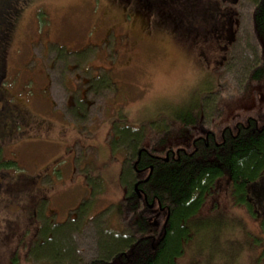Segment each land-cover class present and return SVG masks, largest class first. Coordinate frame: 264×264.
<instances>
[{"label":"rangeland","instance_id":"rangeland-1","mask_svg":"<svg viewBox=\"0 0 264 264\" xmlns=\"http://www.w3.org/2000/svg\"><path fill=\"white\" fill-rule=\"evenodd\" d=\"M254 7V0H0V103L10 96L30 113L29 126L0 134L10 145L0 147L1 158L16 162L1 168L11 179L0 178V264H81L107 254L117 263L113 252L136 238L140 216L158 239L165 211L146 196L129 199L136 178L129 142L147 149L163 137L175 155L208 132L218 142L225 127L264 123V76H251L264 66ZM212 8L233 11L228 36L194 39L175 28ZM186 59L201 72L188 101L149 109L151 97L191 75ZM247 192L249 207L235 203L230 176L220 175L189 220L176 264H264V170Z\"/></svg>","mask_w":264,"mask_h":264},{"label":"trees","instance_id":"trees-1","mask_svg":"<svg viewBox=\"0 0 264 264\" xmlns=\"http://www.w3.org/2000/svg\"><path fill=\"white\" fill-rule=\"evenodd\" d=\"M230 1L233 5L238 3V0ZM254 4V31L259 41L264 44V0H254ZM212 9V11L207 10L208 14L199 18L194 15L193 19L204 20L203 18L223 12L224 17L227 13L231 14L228 8L223 12L217 8ZM232 22L231 18V26ZM225 33L228 36V33ZM3 34L4 39L6 32ZM227 38L230 39V35ZM4 63L5 61L0 59L1 83L4 82L3 69L6 67ZM251 76L256 80L261 79L264 76V66L254 69ZM1 96L2 94H0V99H4ZM8 99V102L0 103V134H4L5 131H2V128L7 126L15 130H19L20 124L29 126L27 118L28 114L30 115L29 111L12 97L9 96ZM178 121L185 124L193 123L192 121L188 123L183 118ZM128 128L132 129V134L137 135V140H140V136L143 137L144 134L142 135L140 129L131 125ZM159 130L156 131L159 132ZM115 131L118 130L115 129ZM152 131L155 133V130ZM206 135V137H196L190 142V149L179 148L175 155H172L175 149L166 148V141L163 137L156 143H149L150 149L137 147L132 144V141L129 142L134 155L131 168L136 172V178L142 180L139 182L138 189L146 196L148 203L157 201L159 207L164 209L165 223L155 241L152 234H147L149 225L145 218L140 216L134 221L136 238L128 235L130 239L124 242V247L113 252L115 254L112 253V258L117 263L108 260L110 254H107L106 259L97 258L81 264H176L179 257L183 255L186 242L191 236L189 220L199 212V208L206 199L205 196L214 188L217 179L224 173L230 176L234 202L245 203L248 207L251 205L247 192L248 186L260 178L264 170V123L258 126L256 119L250 118L248 124L239 123L235 132L231 131L229 126L225 127L222 130V139L218 142L215 141L212 132ZM8 136L13 138L16 134L10 135L9 133ZM120 136V139L124 138ZM9 146L0 144L1 148ZM160 154H165V157ZM3 159L0 154V178L9 180L11 179L10 170L1 168L16 165V162L12 158ZM125 166L126 164L121 172L122 180L128 175L124 173ZM137 170H141V173L139 174ZM137 198V193L133 190L129 194V199Z\"/></svg>","mask_w":264,"mask_h":264},{"label":"clouds","instance_id":"clouds-1","mask_svg":"<svg viewBox=\"0 0 264 264\" xmlns=\"http://www.w3.org/2000/svg\"><path fill=\"white\" fill-rule=\"evenodd\" d=\"M185 64L190 69L191 75L177 79L166 90L151 97L149 109H154L161 103L181 105L188 101L190 93L199 82L201 72L199 66L191 59H186Z\"/></svg>","mask_w":264,"mask_h":264},{"label":"flooded vegetation","instance_id":"flooded-vegetation-1","mask_svg":"<svg viewBox=\"0 0 264 264\" xmlns=\"http://www.w3.org/2000/svg\"><path fill=\"white\" fill-rule=\"evenodd\" d=\"M230 11L231 14L227 13L224 17V12L219 14V15H213L210 16L209 18H203L204 20H197L196 19H186L183 21H180L179 24H174L175 28L181 32L182 35H184L185 37H188L189 35H191L192 38H196L197 36L201 35V33L203 32L204 34H210L213 35V33H215L216 35L221 34V37L224 38V36L226 35L225 32H227L228 34L231 33L230 30V23H231V18L233 15V11L232 10H228ZM232 15V16H231ZM229 16H231L229 18ZM222 18H224V20H222ZM202 29V30H199ZM206 36V35H205ZM138 173H141V170H137ZM141 179L135 178L134 180V187L135 184L139 185V182H141ZM137 185V186H138ZM138 197H140L138 195Z\"/></svg>","mask_w":264,"mask_h":264},{"label":"water","instance_id":"water-1","mask_svg":"<svg viewBox=\"0 0 264 264\" xmlns=\"http://www.w3.org/2000/svg\"><path fill=\"white\" fill-rule=\"evenodd\" d=\"M135 190H137V184L135 185ZM138 191V190H137ZM140 195V192L138 193ZM167 218V217H166Z\"/></svg>","mask_w":264,"mask_h":264}]
</instances>
